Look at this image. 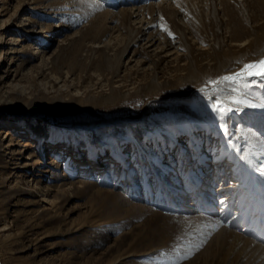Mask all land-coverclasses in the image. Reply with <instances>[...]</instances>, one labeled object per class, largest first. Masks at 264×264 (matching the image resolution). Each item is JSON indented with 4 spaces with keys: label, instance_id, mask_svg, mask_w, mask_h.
<instances>
[{
    "label": "rangeland",
    "instance_id": "rangeland-1",
    "mask_svg": "<svg viewBox=\"0 0 264 264\" xmlns=\"http://www.w3.org/2000/svg\"><path fill=\"white\" fill-rule=\"evenodd\" d=\"M1 27L0 264H264V177L223 133L256 151L264 109L198 91L264 56V0H0Z\"/></svg>",
    "mask_w": 264,
    "mask_h": 264
},
{
    "label": "snow or ice",
    "instance_id": "snow-or-ice-1",
    "mask_svg": "<svg viewBox=\"0 0 264 264\" xmlns=\"http://www.w3.org/2000/svg\"><path fill=\"white\" fill-rule=\"evenodd\" d=\"M177 6L179 7V4ZM95 7L99 9L100 6L95 4ZM160 21L161 23L155 25V27L167 32L168 36L175 42L176 37L167 27L163 16L160 17ZM236 63L241 65L238 70H232L214 79L209 78L205 85L198 90L208 101V107L211 111L219 116H224L228 112L243 111L245 108L264 109V96H261L255 102L248 99L251 89L264 88V56L249 62L238 60ZM226 105H234L235 107ZM237 131L243 132V129H237ZM223 133L227 144L234 151L240 153L239 158L249 166L251 171L257 173L259 177H264V133L258 129L248 128L246 136L257 141V150L247 153L243 152L232 141L227 124L223 126ZM220 203L223 204L224 201L221 200ZM195 224V230L201 234L199 243L195 245L197 251L219 227L224 226L223 221L211 218L195 222ZM193 254V252L188 251L183 259H189Z\"/></svg>",
    "mask_w": 264,
    "mask_h": 264
},
{
    "label": "bare ground",
    "instance_id": "bare-ground-1",
    "mask_svg": "<svg viewBox=\"0 0 264 264\" xmlns=\"http://www.w3.org/2000/svg\"><path fill=\"white\" fill-rule=\"evenodd\" d=\"M24 21H28V18L24 15L23 16V19H22V22H24ZM28 23H22L21 24V27H23V26H26ZM29 25V24H28ZM3 27H1L0 28V30H3L2 29ZM31 33V31H30V29H28L27 30V34H30ZM1 34V40L3 41V37H4V33H0ZM31 35V34H30ZM30 37V36H29ZM46 38V37H45ZM261 40V41H264V29L262 30V34L260 35V36H258L257 38H256V40ZM47 41H49V38H46L45 39V42L44 43H46ZM1 44H4L3 42H1ZM153 45V43L152 44H149L148 45V47H151ZM250 47V46H249ZM153 50H157V48L155 49V48H153ZM15 51H10V53L9 54H11V53H14ZM0 53H1V51H0ZM41 53H42V50L40 49V47L38 46V47H36V50L32 53L33 55H40L41 56ZM5 54H7V53H5ZM4 58V57H3ZM10 58L11 57H9V59L7 60L8 62L10 61ZM44 58H45V56H44ZM5 66H6V64H5V61H4V59H1L0 60V71L3 69V68H5ZM15 130H23V126H22V124L21 123H18V122H15V123H11V124H9V125H7V126H4V128L0 131L1 133H3L4 135H5V137H7V136H9V135H11L12 134V132H14ZM57 130L58 131H60L61 129H60V127L58 128L57 127ZM30 133V135L29 136H32V134H33V131H31V132H29ZM4 137V138H5ZM50 147L51 148H49L48 150H51V151H53V148L55 147L56 148V151L57 152H59L60 150L62 151V152H64V150L65 149H68V150H70V151H73L72 153L74 154V155H77V151L75 150V148H76V146H75V143H71V142H69V141H66V142H56V141H51L50 142ZM8 146H10V144L8 143V144H6V146L5 147H8ZM58 149H60V150H58ZM60 151V152H61ZM30 156H27L26 158H29ZM106 163L107 162H109V161H105ZM106 163H103L104 164V166H107V164ZM232 168V167H231ZM87 170H89V167L86 169V171ZM193 193V192H192Z\"/></svg>",
    "mask_w": 264,
    "mask_h": 264
}]
</instances>
